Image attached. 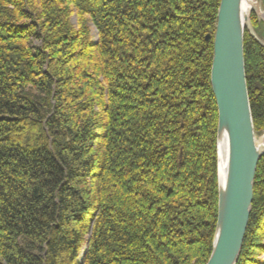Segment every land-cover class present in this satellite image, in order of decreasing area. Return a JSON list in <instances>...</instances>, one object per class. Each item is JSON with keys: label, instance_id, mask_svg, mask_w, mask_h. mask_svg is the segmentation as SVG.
Segmentation results:
<instances>
[{"label": "trees", "instance_id": "16d2710c", "mask_svg": "<svg viewBox=\"0 0 264 264\" xmlns=\"http://www.w3.org/2000/svg\"><path fill=\"white\" fill-rule=\"evenodd\" d=\"M219 1L0 0V264L207 262ZM243 37L258 134L264 48ZM236 264H264V155Z\"/></svg>", "mask_w": 264, "mask_h": 264}, {"label": "water", "instance_id": "95a60500", "mask_svg": "<svg viewBox=\"0 0 264 264\" xmlns=\"http://www.w3.org/2000/svg\"><path fill=\"white\" fill-rule=\"evenodd\" d=\"M242 4L243 0L219 1L212 36L209 82L217 110L216 151L224 135L227 160L222 188L217 173L215 235L205 264L237 263L250 217L254 177L264 155L255 145L247 94L243 58L247 19ZM210 39L205 37L206 42Z\"/></svg>", "mask_w": 264, "mask_h": 264}, {"label": "rangeland", "instance_id": "374dc122", "mask_svg": "<svg viewBox=\"0 0 264 264\" xmlns=\"http://www.w3.org/2000/svg\"><path fill=\"white\" fill-rule=\"evenodd\" d=\"M249 2L252 5L257 4L259 6L260 11H262L264 14L261 0H260V2H257V0H249ZM246 19H247V21L244 23V33L246 32L254 41H256L255 39H257L262 44L261 46L264 48V20L259 18V16L255 12V10L252 9V7L248 9ZM71 21H72L73 25H76V17L75 16H72ZM255 23H256V28L254 26ZM91 37H92L93 41L97 40V32H96V29L93 27H91ZM211 39H212V37H211ZM260 43H258V44H260ZM254 135H255L256 143L260 144V142H262V143L264 142L262 140L264 137V130L258 134L254 133ZM216 165H217V151H216ZM216 169H217V166H216ZM216 216H217V214H216ZM214 235H215V232H214ZM213 239H214V236H213ZM212 245H213V242H212Z\"/></svg>", "mask_w": 264, "mask_h": 264}, {"label": "bare ground", "instance_id": "6f19581e", "mask_svg": "<svg viewBox=\"0 0 264 264\" xmlns=\"http://www.w3.org/2000/svg\"><path fill=\"white\" fill-rule=\"evenodd\" d=\"M251 7L252 9L255 10L259 18L264 20V14L262 11H260L259 6L257 4H254V5L250 4L249 0H243V4H242L243 16L246 17L247 11ZM262 140L264 141V137ZM255 145L259 150H264V142L263 143L260 142L259 144V143H256V140H255ZM226 146L227 145H226L225 136L222 135L218 141V149H217V158H218L217 173H218L221 188L223 187V183L225 179V171H226V160H227V147Z\"/></svg>", "mask_w": 264, "mask_h": 264}]
</instances>
